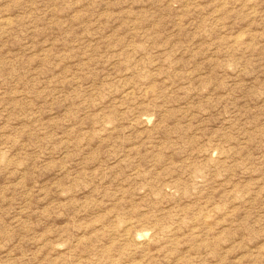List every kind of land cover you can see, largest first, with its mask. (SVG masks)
<instances>
[{
	"label": "rangeland",
	"instance_id": "rangeland-1",
	"mask_svg": "<svg viewBox=\"0 0 264 264\" xmlns=\"http://www.w3.org/2000/svg\"><path fill=\"white\" fill-rule=\"evenodd\" d=\"M0 264H264V0H0Z\"/></svg>",
	"mask_w": 264,
	"mask_h": 264
}]
</instances>
